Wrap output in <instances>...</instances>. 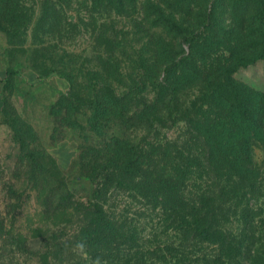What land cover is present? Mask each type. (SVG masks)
Listing matches in <instances>:
<instances>
[{
	"label": "trees",
	"instance_id": "trees-1",
	"mask_svg": "<svg viewBox=\"0 0 264 264\" xmlns=\"http://www.w3.org/2000/svg\"><path fill=\"white\" fill-rule=\"evenodd\" d=\"M19 1L0 0V26H21ZM71 2L42 0L39 26L44 32L69 29L65 9ZM93 2L118 15L136 8L137 32L147 38L124 89L113 83L119 63L111 54L108 83L70 85L50 107L52 115L64 114L55 131L79 129L81 168L90 192L69 206L66 201L55 206L61 215L75 218L74 233L67 237L62 227L58 237L44 236L46 251L38 262L264 264V175L256 152V141L264 144L263 99L253 125L239 105L223 101L222 107L232 110L231 120L236 118L237 126L230 129L226 115L198 113L190 122L183 112L176 118L172 113L174 91L185 88L180 80L197 84L201 63L215 47L233 53L241 47L254 50L252 61L264 57V0ZM64 56L71 63V54ZM14 75L7 71V83ZM134 109L137 130L142 129L137 142L123 126L107 138L113 118L121 120ZM80 117L95 139L82 134ZM169 121H183L184 132L165 139L158 128H168ZM107 151L116 157H106Z\"/></svg>",
	"mask_w": 264,
	"mask_h": 264
},
{
	"label": "rangeland",
	"instance_id": "rangeland-1",
	"mask_svg": "<svg viewBox=\"0 0 264 264\" xmlns=\"http://www.w3.org/2000/svg\"><path fill=\"white\" fill-rule=\"evenodd\" d=\"M19 2L25 23L0 26V264H40L38 256L46 251L44 236L58 237L62 227L67 237L74 233L75 218L61 215L55 206L64 201L69 206L90 192L89 178L81 168L79 129L55 131L54 125L60 124L64 114L54 116L50 107L70 85L78 88L108 83L111 54L117 55L119 63L113 83L124 89L137 71L147 36L137 32L136 8L131 14L118 15L103 10L93 0H72L65 9L71 25L57 33L44 32L39 26L42 0ZM109 36L115 37L111 45ZM69 54L71 63L64 56ZM255 55L254 50L244 47L234 53L223 46L215 47L201 63L197 84H186L187 78L180 80L185 88L174 91V118L183 112L191 122L198 113H218L229 119L226 128H235L232 110L222 107L223 101H231L253 125L257 102L264 101V57L252 61ZM237 57L244 62L239 63ZM9 69L15 72L10 84L6 81ZM128 116L113 118L115 125L106 129L107 138L112 137L113 129L123 126L137 142V135L142 133V129L137 130V111ZM79 121L84 127L82 134L94 137L86 131V120L80 117ZM202 123L212 131L207 122ZM167 125L158 128L165 139L183 133L186 127L183 121H169ZM256 143L258 165L264 175V144ZM113 149L118 150V146ZM110 153L116 157L114 151ZM110 153L107 151L106 157Z\"/></svg>",
	"mask_w": 264,
	"mask_h": 264
}]
</instances>
